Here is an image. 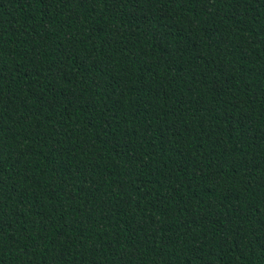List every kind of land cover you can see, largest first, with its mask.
Instances as JSON below:
<instances>
[{
    "label": "trees",
    "instance_id": "1",
    "mask_svg": "<svg viewBox=\"0 0 264 264\" xmlns=\"http://www.w3.org/2000/svg\"><path fill=\"white\" fill-rule=\"evenodd\" d=\"M0 264H264V0H0Z\"/></svg>",
    "mask_w": 264,
    "mask_h": 264
}]
</instances>
